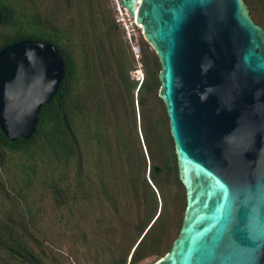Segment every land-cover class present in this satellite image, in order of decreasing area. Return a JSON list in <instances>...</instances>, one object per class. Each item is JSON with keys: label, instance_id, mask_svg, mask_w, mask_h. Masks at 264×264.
I'll use <instances>...</instances> for the list:
<instances>
[{"label": "water", "instance_id": "obj_1", "mask_svg": "<svg viewBox=\"0 0 264 264\" xmlns=\"http://www.w3.org/2000/svg\"><path fill=\"white\" fill-rule=\"evenodd\" d=\"M122 0L161 63L187 207L155 264H264V29L243 0ZM65 77L60 50H0V128L29 140Z\"/></svg>", "mask_w": 264, "mask_h": 264}, {"label": "rangeland", "instance_id": "obj_2", "mask_svg": "<svg viewBox=\"0 0 264 264\" xmlns=\"http://www.w3.org/2000/svg\"><path fill=\"white\" fill-rule=\"evenodd\" d=\"M248 1L251 18L264 28V6L260 0ZM3 2L14 11L15 18L0 25V45L19 24L31 28L30 22L35 15H38L46 25L51 21L57 26L60 25L61 29H66L68 39L66 43L73 53L78 69L74 95L81 94L89 104L97 107L98 102H104L102 104L106 105L104 106L107 107L106 111L110 114L112 122L104 125L99 120V123H93L90 128L79 123V136L86 152L84 187L87 195H81L77 203L70 199L67 204H61L56 201L54 192L57 186H69L73 191L76 190L75 163L70 166H57L42 152L7 151L4 165L0 164V222H6L20 232L27 230L33 235L44 252L39 251L45 264H123L138 238L139 230L135 228V223L139 210L133 201L129 203L123 201L120 187L124 180L116 172L119 165L113 161L118 155L115 117L122 115L110 107L105 82L89 77L90 66L87 63V56H91L88 62L96 67L101 61L105 63V59H108L106 50L105 53L102 49L98 50L97 45L100 40L103 43L107 41L105 32L114 20L113 4L110 0H3ZM103 19L109 23L103 24ZM92 20L100 21L91 25ZM145 42H147L145 38H141L139 60L130 49L126 54L127 62H122L121 52L117 48L118 59L111 62L115 93L122 83L118 69L122 66H126L132 83L139 86L144 80L142 57ZM148 45L149 51H154L149 43ZM132 92L139 125L137 107L139 97L137 92L134 90ZM94 112L97 116L95 107ZM98 132L103 135L99 136ZM141 142L143 144V140ZM146 159L148 173L150 161L147 155ZM162 182L167 198L166 203L163 202L166 207L165 224L154 235L159 237L157 247H154L151 241L147 248L155 255L138 264H155L169 253L170 247L179 236L184 214V193L178 189L173 177L169 180L163 177ZM69 197H72L71 192ZM152 213L151 211L145 220H148ZM0 264L26 263L15 261L0 251Z\"/></svg>", "mask_w": 264, "mask_h": 264}, {"label": "trees", "instance_id": "obj_3", "mask_svg": "<svg viewBox=\"0 0 264 264\" xmlns=\"http://www.w3.org/2000/svg\"><path fill=\"white\" fill-rule=\"evenodd\" d=\"M243 1L248 7L249 1ZM260 2L264 6V0H260ZM12 18H15L14 11L10 10L3 0H0V25L6 24ZM99 21L92 20L91 25L99 23ZM102 21L106 25L109 23L105 19ZM43 22L38 15H35L30 22L31 28H25L23 24L22 26L19 24L18 28L12 34H8L2 41L0 50L24 39L49 42L55 45L63 55L65 77L55 97L50 103L42 107L37 130L29 140L18 138L14 142L10 141L0 128V164L4 165L7 151L42 152L57 166H70V164L75 163L76 185H74V188L76 190L73 191L69 186H57L54 192L56 201L61 204H67L70 199L73 203H77L81 195H87L84 187L86 152L79 136V123L81 122L90 128L93 123H99V120L100 123L103 122L104 125H107L112 122V118L106 111V105L102 104L104 102H98L97 107L91 103L89 104L88 100L81 94L74 95L78 69L73 53L66 43V40H68L67 31L61 29L60 25L57 26L54 22L53 24L48 21L47 25ZM112 22L113 24L108 25L105 32L107 41L103 43L100 40L97 45L98 50L102 49L104 53L106 50L108 59H105V63L101 61L100 65L102 67L100 65L96 67V65L88 62L91 56H87V63L90 66L88 68L89 77H95L98 81L105 82L110 107L114 109V112L122 115V117L120 115L115 117L118 155L113 158V161L119 165L116 172L124 180L120 187V195L123 201L127 203L133 201V204L139 210L138 219L135 223V228L139 230L138 238L130 248L123 264H138L144 259L155 255L147 248H149L151 241L153 246L157 247L159 237H154V235L165 224L166 207H164L163 202L166 203L167 198L162 178L166 177L169 180L170 177H173L178 189L184 193V213L187 207V194L186 188L180 179L176 147L171 135L167 108L159 94L161 87L159 78L161 72L160 59L155 50L149 51V45L145 42L146 47L143 49L142 57L145 78L141 68L144 80L142 79L143 81L139 86L137 83H132L125 69L126 66H122L118 68L122 83L115 93L111 62L118 59L117 48L121 52L122 62H127L126 54L130 51V47L125 41L121 26L116 22L115 11ZM93 41L95 42L96 38ZM100 71L102 77L99 76ZM138 73L141 80L140 72ZM133 90L137 92L136 94L139 97L137 101L139 125L136 118ZM102 135V133L99 134V136ZM141 140H143V144ZM146 155L150 161L148 173ZM70 192L72 193L71 198L69 197ZM176 197H178V194H176ZM159 201L161 205H159ZM151 211L153 212L152 216L145 220V217ZM37 242L38 240L27 230L20 232L6 222H0V251L9 258L20 263L45 264L41 254L44 252H42ZM172 247L168 252L171 251Z\"/></svg>", "mask_w": 264, "mask_h": 264}, {"label": "built area", "instance_id": "obj_4", "mask_svg": "<svg viewBox=\"0 0 264 264\" xmlns=\"http://www.w3.org/2000/svg\"><path fill=\"white\" fill-rule=\"evenodd\" d=\"M110 1L113 4L116 22L121 26L124 32L125 41L134 53L135 57L139 60L141 54L140 40L141 38H144L142 25L136 24L133 14L128 8L122 5V0Z\"/></svg>", "mask_w": 264, "mask_h": 264}, {"label": "bare ground", "instance_id": "obj_5", "mask_svg": "<svg viewBox=\"0 0 264 264\" xmlns=\"http://www.w3.org/2000/svg\"><path fill=\"white\" fill-rule=\"evenodd\" d=\"M138 3H139V0H138ZM138 3H137V4H138ZM138 5H139V4H138Z\"/></svg>", "mask_w": 264, "mask_h": 264}]
</instances>
